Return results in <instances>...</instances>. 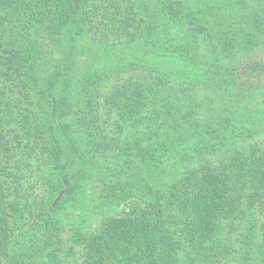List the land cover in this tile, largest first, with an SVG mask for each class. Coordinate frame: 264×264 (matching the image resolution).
<instances>
[{
    "label": "trees",
    "instance_id": "trees-1",
    "mask_svg": "<svg viewBox=\"0 0 264 264\" xmlns=\"http://www.w3.org/2000/svg\"><path fill=\"white\" fill-rule=\"evenodd\" d=\"M262 140L264 0H0V264H36L38 236L75 260L57 220L88 167L129 210L83 264H214L221 223L264 213Z\"/></svg>",
    "mask_w": 264,
    "mask_h": 264
},
{
    "label": "rangeland",
    "instance_id": "rangeland-1",
    "mask_svg": "<svg viewBox=\"0 0 264 264\" xmlns=\"http://www.w3.org/2000/svg\"><path fill=\"white\" fill-rule=\"evenodd\" d=\"M111 59L113 61L111 60L109 65H112V63L116 61V59ZM164 63V60H160L158 65H162ZM119 64V67H122L128 65L129 62H125L124 59H120ZM165 64L173 66L172 69L175 71H177L178 68L184 70L178 62L167 61ZM73 76L74 78L71 87L73 92L72 100H76L78 98L79 85H81V73L77 72V74H74ZM255 144L260 147V153L262 154L264 151V140H262L261 143L258 142ZM253 150H256V147L252 146V151ZM209 160L216 163L212 157H210ZM193 167L194 165H191V168ZM55 175L56 174L52 173L51 177H56ZM83 176H85L86 179H83L81 176L70 180L73 182L70 183L71 185L79 183L81 186L80 190L77 192L75 190L72 192L69 191L71 198L66 201L62 199L67 191L65 188V192L63 191L58 194L53 204V206H56L63 200L61 202L62 206H60L61 210L58 213L59 215L57 220L58 226L61 227V230L63 231L62 236H65L66 239L71 228H76L80 232L81 239L76 241L75 244V260H70L73 261V264H83L82 240L87 232L97 230L103 219L118 217L124 211L129 210L124 204L107 205L99 199L100 196L98 193L101 192L102 188L100 179H103L100 171L98 172L96 169L88 167L86 175ZM60 179V177L57 178V182ZM81 199L83 201L78 207V203ZM237 213L238 215L236 218L225 219L221 223L219 240L221 238L220 247L222 249V254L220 258L214 261V264H264V257L260 253V246L263 242L262 223L264 222V213L260 212L257 207L251 206L250 202L246 203V201L242 204ZM27 239H30V237ZM35 241H37L35 245V253H37L36 264H54V262L49 259L51 257H48V250L57 248L56 245L52 244V246L46 249L44 242L39 240V236ZM58 254L60 256V260H63V255L65 254L64 250L58 251ZM60 260L58 259L57 261L59 262ZM69 262L67 264H69Z\"/></svg>",
    "mask_w": 264,
    "mask_h": 264
}]
</instances>
